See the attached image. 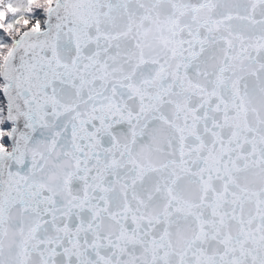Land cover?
<instances>
[{"label": "snow or ice", "instance_id": "snow-or-ice-1", "mask_svg": "<svg viewBox=\"0 0 264 264\" xmlns=\"http://www.w3.org/2000/svg\"><path fill=\"white\" fill-rule=\"evenodd\" d=\"M0 264H264V0H0Z\"/></svg>", "mask_w": 264, "mask_h": 264}]
</instances>
